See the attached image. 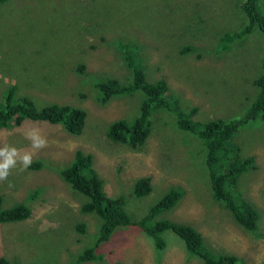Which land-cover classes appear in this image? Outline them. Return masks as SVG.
Returning <instances> with one entry per match:
<instances>
[{"label":"rangeland","instance_id":"1","mask_svg":"<svg viewBox=\"0 0 264 264\" xmlns=\"http://www.w3.org/2000/svg\"><path fill=\"white\" fill-rule=\"evenodd\" d=\"M259 4L264 12V0ZM245 23L239 0L1 2L0 99L14 86L16 96H28L37 106L82 107L86 120L75 135L44 121L0 128V146L28 148L25 133L33 126L48 140L30 168L14 169L0 182L2 207L24 202L31 210L26 219L0 222V256L19 264H204L173 231L163 233L166 246L157 252L150 237L131 227L117 228L95 247V258L82 259L95 245L100 218L82 210L87 198L61 175L75 151L82 150L92 155L106 195L121 197L132 219L147 215L151 223L165 219L188 225L211 251L234 254L238 264H264V119L258 115L241 126L229 143L241 158L254 159V169L238 178L239 199L257 213L256 227L249 230L213 196L204 144L177 126L174 112L151 111L142 145L115 142L107 137L108 125L134 118L145 95L121 91L102 102L95 87V80L105 77L124 85L130 73L121 44H127L143 61L147 78L164 79L182 109L198 108L199 120L240 116L255 98L263 43L254 30L234 38L227 50L217 48L225 32L240 31ZM143 176L150 178L151 191L138 197L132 188ZM173 188L182 191L176 205L152 209Z\"/></svg>","mask_w":264,"mask_h":264},{"label":"trees","instance_id":"2","mask_svg":"<svg viewBox=\"0 0 264 264\" xmlns=\"http://www.w3.org/2000/svg\"><path fill=\"white\" fill-rule=\"evenodd\" d=\"M6 0H0L4 2ZM239 7L246 17V23L240 31L225 32L220 37L218 50L229 49L234 38L246 35L254 30L258 31L260 43L264 51V12L259 0H239ZM44 10V8H43ZM127 13V12H126ZM128 14V13H127ZM143 18L149 15L140 14ZM139 19L138 16H129ZM142 19V18H141ZM85 25V24H84ZM79 27L76 28L79 31ZM15 30L6 33L11 37ZM245 37V36H244ZM37 39V37L35 38ZM39 39V38H38ZM188 49V48H186ZM121 58L129 70V77L121 85L114 77L98 78L95 87L98 99L102 102L119 92H133L140 90L145 97L141 101L137 115L130 119H116L107 127V137L115 142H121L131 147L142 145L150 132V114L153 109L165 108L176 114V124L179 128L188 130L201 139L205 148V165L208 171L210 187L213 196L224 201L237 221L249 230L256 227L257 213L248 204L239 199L238 178L251 169H254V159L249 156L241 158L236 148L229 143L238 129L256 117L264 119V54L260 61L259 74L254 79L256 86L255 98L247 110L237 117L212 118L201 121L196 118L198 108L187 109L180 107V100L171 95L167 82L162 79L149 80L145 73V65L131 46L121 44ZM190 70L194 68L189 67ZM201 68V67H200ZM199 68V70H200ZM192 74V73H190ZM15 87H9L0 99V128L19 126L26 120L44 121L48 124H59L70 134H80L86 120V112L82 107L73 104L48 103L37 106L28 96H16ZM62 177L73 189L87 198L82 205L84 212H95L99 216V226L95 245L86 249L82 259L95 258L94 249L102 242L108 241L113 232L119 227L141 229L148 238L153 240L157 252L166 246L163 233L171 230L185 243L187 252L203 260L204 264H238L239 258L234 254H220L211 251L204 245L200 235L193 237L192 228L185 224L174 223L161 219L154 223L149 222L145 215L137 220L132 219L123 207L121 197H109L103 189V182L92 166V155L82 150H76L72 162L61 170ZM151 191L150 178L140 177L132 188L135 196H144ZM182 196L178 188L170 189L152 209L167 210ZM31 210L24 202L9 207H2L0 203V222H15L30 216ZM78 230L83 231L84 225L79 224ZM0 264H19L0 256Z\"/></svg>","mask_w":264,"mask_h":264},{"label":"clouds","instance_id":"3","mask_svg":"<svg viewBox=\"0 0 264 264\" xmlns=\"http://www.w3.org/2000/svg\"><path fill=\"white\" fill-rule=\"evenodd\" d=\"M25 138L30 141L26 149H19L8 143L0 146V182L6 181L14 169L20 172L26 171L33 164L36 154L48 146V140L42 135L39 127L29 128Z\"/></svg>","mask_w":264,"mask_h":264}]
</instances>
